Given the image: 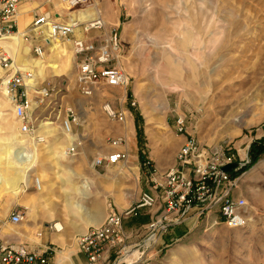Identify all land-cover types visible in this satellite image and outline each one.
Here are the masks:
<instances>
[{
	"label": "rangeland",
	"instance_id": "374dc122",
	"mask_svg": "<svg viewBox=\"0 0 264 264\" xmlns=\"http://www.w3.org/2000/svg\"><path fill=\"white\" fill-rule=\"evenodd\" d=\"M28 2L22 0L20 4ZM52 2L41 0L29 13L28 23L30 16L32 20L43 12H48L52 20L56 16L67 22V13L60 12ZM102 3L107 6L108 28L116 29L122 41L119 62L129 77L125 88L102 87L93 97H82L75 87L70 43L48 40L44 28L27 31L31 28L27 23L19 46L21 52L27 48L29 65L40 61V67H31L39 80L53 86L51 96L32 111L33 125L44 127L45 132L51 130L48 135H52L38 146L34 144L36 155L28 172L31 179L37 174L45 176L46 197L39 194L37 199L44 202L36 207L49 215L51 228L47 229V241H36V229L29 226L33 211L27 209L26 218L12 225L7 219L9 213L1 209L18 196L19 189L9 194L13 191L0 183V237L48 247V264L67 252L84 259L75 238L98 224L106 199L112 200V195L132 202L144 184L152 187L150 173L162 172L174 162L177 136H192L207 146H228L240 156L248 153L253 142H264V0H95L90 8ZM44 4L46 7L40 10ZM16 25L18 32L17 19ZM102 32L90 35L100 36ZM53 42L62 45L67 55L52 49ZM34 45L42 47V58L35 56ZM5 74L0 71V148L9 144L16 147L17 139H30L17 136L19 122L9 109L12 104L4 85ZM102 102H109L114 109H127L125 122L106 119L100 109ZM69 106L77 111V122L70 127L80 138V145L71 153L66 148V155L60 157L61 147L68 146L67 133L54 127H63ZM131 115L141 127L139 144L147 165H141L139 171L144 176L129 162L92 168L93 159L113 150L109 140L123 132L122 126ZM31 144L28 142V154L32 153ZM240 192L248 205L245 227L212 225L208 218L196 222L190 219L183 223L186 226L171 228L160 241L161 251L138 264H264V152L245 167ZM75 203L80 210L73 206ZM150 215L128 218L124 227L132 232ZM55 224L62 229L57 231ZM55 235L62 239L59 246L52 243ZM131 240L136 239L132 236ZM66 261L69 259L60 264Z\"/></svg>",
	"mask_w": 264,
	"mask_h": 264
},
{
	"label": "built area",
	"instance_id": "2783aa9c",
	"mask_svg": "<svg viewBox=\"0 0 264 264\" xmlns=\"http://www.w3.org/2000/svg\"><path fill=\"white\" fill-rule=\"evenodd\" d=\"M22 0H0V41L17 32L16 15ZM71 9L86 11L93 0H64ZM45 14L34 16L29 31L39 30L45 20ZM51 40H66L70 43L75 67V87L84 98L93 97L102 87H126L128 78L119 62L121 39L114 28L105 29L104 20L99 12L89 19L70 18L65 21H51ZM103 31L100 36L90 33ZM45 40V39H44ZM45 40V41H48ZM33 52L42 58V47L34 45ZM0 71L7 78L5 87L13 106V113L19 122V131L27 138L41 143L45 134L38 132L33 125L31 115L51 96L53 86L50 82L40 81L33 68L20 69L0 44ZM32 80V83H28ZM3 80L1 81L2 85ZM134 103L132 102L131 105ZM104 116L109 121L124 123L126 110L114 109L109 102L100 104ZM77 111L69 106L63 119V129L72 135L70 124L77 122ZM182 130V121L177 120ZM123 136L109 140L113 150L103 157H97L92 167L116 165L126 160V154L118 151L124 143ZM24 147H21V149ZM20 149V150H21ZM70 145L67 152L71 153ZM23 158V155H22ZM248 153L239 155L231 147L221 145L207 146L197 138L186 137L174 155V162L164 171L150 173L153 192L142 191L137 198L121 211L111 204L107 205L104 220L99 225L87 228L75 238L77 250L87 264H138L161 251V239L173 227L188 220L198 221L208 218L212 225L225 224L231 228L245 227L248 222V205L240 192V182L244 169L249 164ZM235 163L237 166L225 171L224 166ZM145 160L142 166L145 168ZM159 174V175H158ZM36 185L37 179H34ZM35 186V185H34ZM160 205V210L149 220L132 232L124 227V221ZM25 213L13 210L8 221L12 225L20 224ZM50 229L51 226L47 225ZM53 228H55L53 226ZM134 236L136 240H131ZM40 237V233H36ZM50 249L36 244H28L0 239V264H48Z\"/></svg>",
	"mask_w": 264,
	"mask_h": 264
},
{
	"label": "crops",
	"instance_id": "0c3cea01",
	"mask_svg": "<svg viewBox=\"0 0 264 264\" xmlns=\"http://www.w3.org/2000/svg\"><path fill=\"white\" fill-rule=\"evenodd\" d=\"M92 2L94 3L95 0H93ZM40 3H41V0H29L28 3L22 4V5L20 4L18 6V15H17L16 19L18 20V23H20L19 26H21L22 29H24L25 26H26V23H27L28 18H29V13L34 8L38 7ZM52 3L55 6H57V8L61 9L58 5H56V3H54V2H52ZM92 5L94 6L95 4H92ZM45 7H46V5L44 4V6L40 8V10L43 9V8H45ZM106 7H107L106 4L102 3V4L98 5L96 11H94L91 8L87 9L86 11L75 10V11L68 12V16L69 15H73V17H77V18L81 17V18H84V19H89L88 18L89 16L92 17V15H94L97 12H99L101 14V16H102L105 24L108 26L110 23L108 21L109 18L106 15V11H107L106 10ZM60 12H63V11L60 10ZM79 12H82V15L79 16L78 15ZM24 14H25V16H23ZM41 14H45L46 16L50 17V15H49L48 12H43ZM21 17H22V20H21ZM49 20H52V19L49 18ZM60 20L61 19L59 17H56L55 16V18L52 21H60ZM31 21L32 20H31V16H30V22ZM30 22H29V24H30ZM116 24L117 25L120 24L119 19H117V23ZM1 46H2V44H1ZM121 47H122V41H121ZM120 51H121V49H120ZM124 72L126 74V71L125 70H124ZM126 76L128 78V81H129V77H128L127 74H126ZM121 105H122V103H121ZM119 108H123V106H120ZM123 109H125V108H123ZM125 110H126V114L129 113L127 109H125ZM137 123L138 122L136 121V119L134 117H132V115H131V118H128V120H127V125L122 126V131L123 132H121L118 136H123L125 141H124L122 147H119L117 150L118 151L125 152V154H126L127 157H126V160L124 162H119L116 165H122V166H124L127 162H129L132 166L134 165L137 168L139 175L142 174L144 176V173H142L141 171H139L140 170V166L142 165V162H143L142 159H144L145 157L143 155H141V153H142L141 147L142 146L139 144V142L141 143V140H140V136L138 134V133H140L141 127ZM40 128H42V127H39V129ZM48 128H52V127H48ZM70 128H71L72 136H74L75 133L73 131V127H70ZM54 129L57 132L60 129L64 130L63 127H60V128L59 127H54ZM56 131H54V132H56ZM49 132H51V130ZM49 132H45V129L43 127L42 130L40 131V134H45L46 133V136H47ZM64 132H61V133L63 134ZM19 134H20V132H19ZM51 135H52V133H50L48 136H51ZM67 135L68 134H65V136H67ZM23 136H25V135H23ZM25 138H26V136H25ZM78 138L79 137H76V139H74L70 143H68V146L72 145V146H74V148H76L77 146H79L80 144L78 142V140H79ZM111 138H114V137H111ZM185 139H186L185 136H177V140H178L177 141V144H178L179 147L183 144V142H184ZM28 140L26 139V141H28L29 144H30V142H33L30 139H28ZM56 144H59V143H56ZM56 144L53 145V146H51V147L52 148H55ZM90 145H92V144L90 143ZM36 146H38V144H36ZM68 146H67V148H68ZM179 147L177 148V150L179 149ZM177 150H176V152H177ZM91 167H92V165H91ZM92 168H94V167H92ZM90 174L93 175L94 173L91 172ZM38 175H39L40 178H42L41 184L44 187V185H43L44 183L43 182H44V177L45 176L43 174H37V177H35V178L38 179L39 178ZM33 179H31V175H30V177H27V179H26L25 182H21L19 184V188H18L19 189L18 196H16L14 199H10L4 205V207L1 210L2 211H5V212H8V213H10L13 210H18V211H21V212H24L25 213V218H26V212H25L26 209L28 211H33V219L31 220V224H29V226L32 227V228H34V229H36L35 230L36 233H38V232L40 233V237L35 238L36 241H39L40 240V241H44L45 242L48 239V237H47L48 236L47 229H49V228L47 227V225H49L48 223H50V221H48L50 217H49L48 214H46L45 211L41 210L39 207H36V204L37 205H41L40 203L44 202V200H42L43 198L42 199H39V200L37 198L39 197V194H42V196L43 195H46L45 194V187H44V192L43 193H36V192H38V189H37L36 186H34L35 184L33 182ZM35 189H36V191H35ZM143 189L142 190L139 189V193L142 192V191H150V192H153V193L155 192V191H153V188L152 187H149V186H146L145 187V184L143 186ZM9 194H16V191L15 192H10ZM132 202H130L129 200H122V199H120V197H118V195L116 196V194L115 195H112V200H107L106 199V202L104 204L105 206H104L103 216H102L101 220L98 222L97 225L101 224L102 221L104 220V217H105L106 212H107V205L108 204H111L117 211H121L124 208H126L129 204H131ZM42 206L44 207V206H47V205L46 204H43ZM160 208H161V206L160 205H157L156 207L153 208V210L151 209L149 211V213H151L150 217L153 216L154 214H156L160 210ZM144 213H148V211L147 212H143L142 214H144ZM8 216H9V214H8ZM8 216H7V219H8ZM138 216H140V215H138ZM135 218H138V217H135ZM132 219L133 220H136L134 218H132ZM190 221H192V220H190ZM92 226H94V225H92ZM180 226L183 227V226H186V225H183L182 224ZM89 227H91V226H89ZM177 227H179V226H177ZM3 238H7L6 235H3V236L0 237V239H3ZM11 240L12 241H15L13 238H11ZM61 242H62V239L59 238L56 235L52 239V243H54V244H56L58 246L61 244ZM27 244H28V246L30 248H35V244H37V242H34V243H30L29 242ZM60 254L55 257L54 264H56L57 259L60 256ZM68 258H69V261H66L64 264H86L83 261L84 259H81V257H79L77 255H74L72 257V255L70 253V255H69Z\"/></svg>",
	"mask_w": 264,
	"mask_h": 264
},
{
	"label": "bare ground",
	"instance_id": "6f19581e",
	"mask_svg": "<svg viewBox=\"0 0 264 264\" xmlns=\"http://www.w3.org/2000/svg\"><path fill=\"white\" fill-rule=\"evenodd\" d=\"M45 1L46 2H51L50 0H45ZM56 4L61 8L62 11H65L67 13V15H68V12L71 11L70 8L67 6V4H66V2L64 0H56ZM92 9L94 11L97 10L96 7H92ZM17 15H18V9H17ZM17 15H16V17H17ZM78 15L79 16L82 15V12H79ZM68 17H69L68 19H70V18H76V17H73V15H69ZM88 18H91V17L89 16ZM79 19H84V18L79 17ZM21 20H22V17H21ZM51 21L52 20L47 19V20L44 21V23L42 25H40L41 28H44L43 33L48 38L50 37L49 27H50ZM27 23H28V21H27ZM27 23H26V25H27ZM104 25H105V29H108V26L105 24V22H104ZM27 31L26 30L24 31L21 28V26H20L18 32H15L11 36H9V37H7V38H5V39H3V40L0 41V44H2V46L4 47V49L12 57V59H13V65L15 66V68L16 67H19V66H22L23 67V70L29 69L31 67H37V66L40 67V61H38V60L37 61H32L31 64L29 65L28 59L26 57V53H27V48L26 47L23 48V51L22 52H21V49H19V46L21 44V39H23V37H24L23 35H25V33ZM53 41L56 42L57 40H53ZM53 44L54 45H53L52 49L55 50V49L58 48L60 51H62V55H67L66 52L64 51V49L62 48V45L57 44V43H54V42H53ZM20 53H21V55L25 56V58H23L20 55ZM66 59H68V56H66ZM32 82H33L32 80H28L27 81V84L28 83H32ZM206 82H208V84H209V85L207 84L208 86L211 85L209 79ZM200 88H202V86H200ZM9 109L11 111H13V106L11 105L9 107ZM243 117H244L243 115L241 117H239L238 118V121H240L241 119H243ZM147 126L149 128L148 131H151L152 128L149 127V125H147ZM17 136L23 137V134L21 135V133L20 134L18 133ZM66 138L68 140V143H70L72 140L76 139L75 136H72L70 134H68L66 136ZM78 139H80V138H78ZM30 140L33 141L32 144H31L32 147H33L32 148V151H31L32 152L31 154H28V152L26 151L28 149L27 148L28 141H26L25 139H22V138L19 139V140L17 139V141H16V143H17L16 147H11V146H9L11 144H9L8 146H4V147L2 146V148H0V183L3 184V185H5L7 188L11 189V191H13V192L17 191L18 188H19V184L21 182H25L26 179H27V177L30 176L28 172L32 169V166L34 164V158H35V155H36V151H35L34 144H37V143L35 142V140H32L31 138H30ZM21 147H24V148L21 149ZM66 148H67L66 146L61 147L62 150L60 149L61 151L58 152L57 156L64 157L66 155V152H64ZM22 155H23V158H22ZM53 172H54L55 175H57V178L60 177V175L58 174V171H55V169H54ZM34 179H33V182H34L35 186L38 189V192L37 193H43L44 192V187L41 184L42 178H40V177L38 179L36 178L37 181H38V184L37 185H36ZM83 188H85V187H83ZM61 191H64V189H61ZM80 192H81V189H80ZM42 197H46V196L43 195ZM67 203H68V201H66V204ZM73 206L75 208L79 209V210L81 209V206H79L77 203H75V205L73 204ZM89 222H93V221H89ZM54 227H55V229L57 231L60 230V229H62V227L59 224H55ZM70 253L71 252H67V253H65L63 255H60L58 257V259H57V264H60V263L64 262L65 260H68L69 259L68 257L70 255Z\"/></svg>",
	"mask_w": 264,
	"mask_h": 264
},
{
	"label": "trees",
	"instance_id": "16d2710c",
	"mask_svg": "<svg viewBox=\"0 0 264 264\" xmlns=\"http://www.w3.org/2000/svg\"><path fill=\"white\" fill-rule=\"evenodd\" d=\"M264 152V142L255 141L253 142L248 149V156L250 158L251 164L257 161L259 156ZM144 161V159H142Z\"/></svg>",
	"mask_w": 264,
	"mask_h": 264
},
{
	"label": "water",
	"instance_id": "95a60500",
	"mask_svg": "<svg viewBox=\"0 0 264 264\" xmlns=\"http://www.w3.org/2000/svg\"><path fill=\"white\" fill-rule=\"evenodd\" d=\"M235 166H237V164H235V163H231V164H228V165L224 166L223 169H224L225 171H230V170H231L232 168H234Z\"/></svg>",
	"mask_w": 264,
	"mask_h": 264
}]
</instances>
